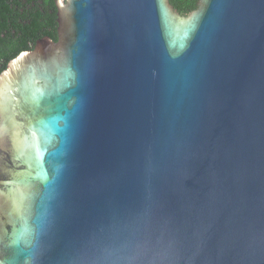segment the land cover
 <instances>
[{
  "label": "water",
  "instance_id": "1",
  "mask_svg": "<svg viewBox=\"0 0 264 264\" xmlns=\"http://www.w3.org/2000/svg\"><path fill=\"white\" fill-rule=\"evenodd\" d=\"M0 74V264H264V0H58Z\"/></svg>",
  "mask_w": 264,
  "mask_h": 264
},
{
  "label": "trees",
  "instance_id": "2",
  "mask_svg": "<svg viewBox=\"0 0 264 264\" xmlns=\"http://www.w3.org/2000/svg\"><path fill=\"white\" fill-rule=\"evenodd\" d=\"M58 0H0V74L20 53L32 51L37 42L58 39ZM199 0H169L182 17L197 9Z\"/></svg>",
  "mask_w": 264,
  "mask_h": 264
}]
</instances>
